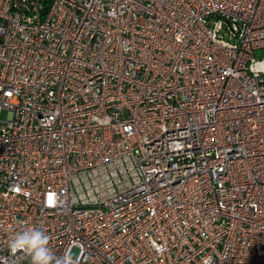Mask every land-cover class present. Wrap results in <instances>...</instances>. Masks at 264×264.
Returning <instances> with one entry per match:
<instances>
[{
  "label": "built area",
  "instance_id": "2783aa9c",
  "mask_svg": "<svg viewBox=\"0 0 264 264\" xmlns=\"http://www.w3.org/2000/svg\"><path fill=\"white\" fill-rule=\"evenodd\" d=\"M264 0H0V264H264ZM5 111V116L2 117Z\"/></svg>",
  "mask_w": 264,
  "mask_h": 264
},
{
  "label": "clouds",
  "instance_id": "9594fccd",
  "mask_svg": "<svg viewBox=\"0 0 264 264\" xmlns=\"http://www.w3.org/2000/svg\"><path fill=\"white\" fill-rule=\"evenodd\" d=\"M49 245V237L41 230L32 228L17 233L10 241L12 254L18 251L31 257L32 264H75L70 252L57 257Z\"/></svg>",
  "mask_w": 264,
  "mask_h": 264
},
{
  "label": "rangeland",
  "instance_id": "374dc122",
  "mask_svg": "<svg viewBox=\"0 0 264 264\" xmlns=\"http://www.w3.org/2000/svg\"><path fill=\"white\" fill-rule=\"evenodd\" d=\"M256 56L260 57V58H264V48L257 50L256 51ZM4 116H5V111L3 112L2 117H4Z\"/></svg>",
  "mask_w": 264,
  "mask_h": 264
}]
</instances>
